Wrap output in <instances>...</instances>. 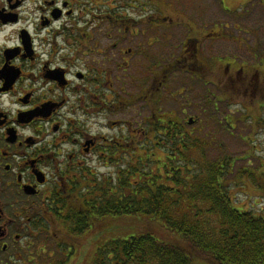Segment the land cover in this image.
Returning a JSON list of instances; mask_svg holds the SVG:
<instances>
[{
    "label": "flooded vegetation",
    "instance_id": "af4514ba",
    "mask_svg": "<svg viewBox=\"0 0 264 264\" xmlns=\"http://www.w3.org/2000/svg\"><path fill=\"white\" fill-rule=\"evenodd\" d=\"M173 9L166 0H0V264L87 263L85 234L65 233L66 210L94 178L136 152L148 157L153 130L196 123L190 101L166 108L184 94V74L219 89L214 111L241 99L260 119L264 54L245 45L242 57L205 53L229 25L197 27Z\"/></svg>",
    "mask_w": 264,
    "mask_h": 264
},
{
    "label": "trees",
    "instance_id": "16d2710c",
    "mask_svg": "<svg viewBox=\"0 0 264 264\" xmlns=\"http://www.w3.org/2000/svg\"><path fill=\"white\" fill-rule=\"evenodd\" d=\"M153 133L148 157L136 152L115 175L94 178L66 210L65 233L86 236V264H264V213L235 193L264 191V164L210 160L207 140L185 124L168 120Z\"/></svg>",
    "mask_w": 264,
    "mask_h": 264
},
{
    "label": "rangeland",
    "instance_id": "374dc122",
    "mask_svg": "<svg viewBox=\"0 0 264 264\" xmlns=\"http://www.w3.org/2000/svg\"><path fill=\"white\" fill-rule=\"evenodd\" d=\"M166 1L174 8L173 10L181 11L182 14L190 17L197 27H215L216 29V27L222 28L229 25V28L225 29L227 38L204 41L203 47L210 49H205V53L235 54L242 57L245 56V47H243L245 45L251 50L256 52L259 50L261 54H264V3H260L261 6L250 0ZM239 15L242 17L236 18ZM179 32H184V28H181ZM234 39H240L238 42L241 45L239 46ZM170 51L171 49L168 48L167 52ZM185 77L187 76L184 74L183 79H177L178 84H182L185 88L184 94L176 96L175 99L168 96L170 98L166 101V108H170L171 104L185 106V102L190 101V106L193 107L188 110H193L191 115L196 116L197 121L188 127L197 137L207 140L209 146L205 150L206 156L213 161L219 160L224 155L237 157L236 168L257 167L260 163L264 164V129H262L264 112H261L260 119L257 116L252 117L253 107L246 104L247 108H242L241 99L231 100L230 104L226 101L216 102L218 110L214 111L211 102L214 101V94L219 93V89L213 84L204 85L201 81L193 82ZM226 116L227 120L224 119ZM260 121H263L262 124ZM103 171L104 169H101V172ZM261 171H264L263 167L257 169V174ZM261 183L264 185V180H261ZM236 192L239 205L254 212L264 213L263 190H258L252 185H241ZM158 236L162 237L161 233Z\"/></svg>",
    "mask_w": 264,
    "mask_h": 264
},
{
    "label": "water",
    "instance_id": "95a60500",
    "mask_svg": "<svg viewBox=\"0 0 264 264\" xmlns=\"http://www.w3.org/2000/svg\"><path fill=\"white\" fill-rule=\"evenodd\" d=\"M191 123V122H190Z\"/></svg>",
    "mask_w": 264,
    "mask_h": 264
}]
</instances>
